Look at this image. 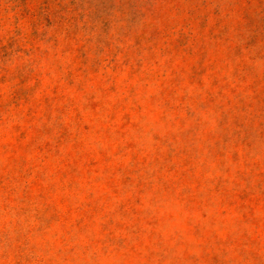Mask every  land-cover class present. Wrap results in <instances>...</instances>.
<instances>
[{
  "label": "rangeland",
  "instance_id": "1",
  "mask_svg": "<svg viewBox=\"0 0 264 264\" xmlns=\"http://www.w3.org/2000/svg\"><path fill=\"white\" fill-rule=\"evenodd\" d=\"M0 264H264V0H0Z\"/></svg>",
  "mask_w": 264,
  "mask_h": 264
}]
</instances>
